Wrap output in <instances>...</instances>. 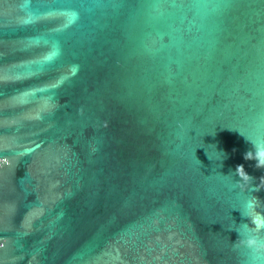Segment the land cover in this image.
Masks as SVG:
<instances>
[{
    "label": "water",
    "instance_id": "obj_1",
    "mask_svg": "<svg viewBox=\"0 0 264 264\" xmlns=\"http://www.w3.org/2000/svg\"><path fill=\"white\" fill-rule=\"evenodd\" d=\"M260 141L264 0H0V264H252Z\"/></svg>",
    "mask_w": 264,
    "mask_h": 264
},
{
    "label": "clouds",
    "instance_id": "obj_2",
    "mask_svg": "<svg viewBox=\"0 0 264 264\" xmlns=\"http://www.w3.org/2000/svg\"><path fill=\"white\" fill-rule=\"evenodd\" d=\"M255 146V152H248L245 155V159H255L257 161V167L264 168V141L252 142ZM236 174L240 176V181L236 182L237 186L241 185L242 180H247L246 174L243 172V166H238ZM257 200L255 197L248 199L244 202L242 215L250 217L254 227H250L248 224H244V228L238 231V238L234 242L235 246H245L252 251L251 261L252 264H257L258 261L264 259V240L258 238L253 233H258L261 229H264V215H261L256 211ZM257 217H260V223H256Z\"/></svg>",
    "mask_w": 264,
    "mask_h": 264
}]
</instances>
